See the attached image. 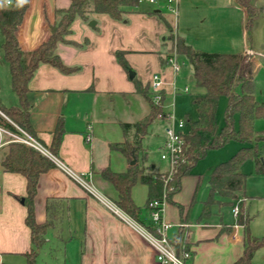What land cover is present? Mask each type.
<instances>
[{"label": "crops", "instance_id": "0c3cea01", "mask_svg": "<svg viewBox=\"0 0 264 264\" xmlns=\"http://www.w3.org/2000/svg\"><path fill=\"white\" fill-rule=\"evenodd\" d=\"M191 1L181 0L178 7H188ZM69 3L70 0H29L15 32L20 48L31 52L45 42L56 20V10L68 7ZM203 7H212L210 9L223 18L240 20L238 39L231 34L225 37V42H211L212 48L204 51L198 45L200 41L195 39L205 38L215 31H226L225 20L209 27H204L205 21L201 20L196 23L200 28L197 34H192L194 27L180 25L178 10H168L163 2L138 4L121 20L106 14H92L87 22L74 19L66 37L68 43L57 47L61 62L74 71L62 73L49 64H40L28 83L29 122L34 138L49 148L56 126L61 123L63 134L56 159L74 173L89 174V181L96 190L114 202L117 192L101 176L103 170L123 173L133 165V160L154 173L164 172L167 167V162L160 157L164 119L156 118L141 133L134 127L124 130L123 125H134L150 114L149 80L153 74H160L164 81L163 101L170 93L180 73V70L174 73L165 64L172 49L171 34L196 51L264 57L246 42L248 27L241 7L230 0H213ZM91 21L94 26H89ZM233 26L238 27L231 23ZM234 40H237V51L228 48ZM2 42L0 34V105L18 107L20 102L11 88ZM177 59L180 66L186 60L179 54ZM162 111L169 114L163 108ZM194 121L187 120L185 133L188 122ZM155 125L161 126V133L154 131ZM86 134L91 135L89 142L85 141ZM13 142L18 141L1 129L0 264H26L23 254L31 249L23 203L26 179L2 167ZM125 142L137 147L136 157L131 161L113 147ZM213 167L204 175L191 172L182 177L180 189L163 206V219L172 225L169 237L172 241L179 237L182 246L187 247L191 254L188 264H234L244 252V226L234 227L232 214L231 220L226 221L220 211L227 206L231 208L233 202L215 206L209 217L200 218L208 194V174ZM203 178L205 191L198 196ZM147 196V186L137 182L131 197L140 208V217L146 221L149 219ZM33 208L37 223L49 221L50 224L36 264H159L154 249L134 228L112 214L56 164L39 176ZM247 228L255 237L250 233L249 222ZM262 249L264 247L254 252L251 261ZM262 263L264 257L257 264Z\"/></svg>", "mask_w": 264, "mask_h": 264}, {"label": "trees", "instance_id": "16d2710c", "mask_svg": "<svg viewBox=\"0 0 264 264\" xmlns=\"http://www.w3.org/2000/svg\"><path fill=\"white\" fill-rule=\"evenodd\" d=\"M28 2L29 0H12L9 7L0 8L3 59L9 68L11 88L20 102L18 107L7 108L0 105V129L17 136H21L22 131L34 138L29 122L28 83L40 64H49L62 73L74 71L73 68L66 67L57 55L58 45L68 43L66 37L70 34L72 21L79 18L87 22L92 14H106L112 19L121 20L125 14L133 11L138 3L137 0H70L68 7L56 10V20L50 26L48 39L33 51L24 52L15 32ZM169 38L171 46L189 63L192 71L191 81L195 82L197 90L194 99L197 119L188 122L178 164L170 171L167 163L165 171L161 173L144 169L137 163L130 165L123 173H115L109 169L101 172V176L117 192L115 202L118 207L143 225L149 223V219L146 221L140 217V208L134 204L131 197V190L137 182L145 184L148 188L146 208L149 212L151 201H161L163 195L169 201L180 189L182 177L190 175L195 165L209 151L221 148L230 141H236L242 146L228 160L218 163L209 172L208 194L203 202L200 218L209 217L215 206L232 203L237 194L243 191L246 175L241 172V167L246 159L253 161L256 174L264 176V131L254 129V122L264 118V104L255 97L254 66L248 54L196 51L179 37L171 34ZM221 97H225L227 103L223 115L224 123L219 127L216 114ZM161 103L151 106V112L144 120L134 125L125 124L123 129L134 127L138 133L143 132L158 115L164 116ZM62 134V125L58 123L52 144L46 148L55 157ZM113 147L130 161L136 157L137 147L130 142ZM2 167L6 172L18 173L26 179V196L23 203L26 207L25 224L31 234V249L23 255L26 264H36L37 253L45 243V234L50 224L49 221L36 222L33 199L39 176L53 168L54 163L32 147L13 142L9 145V152L2 162ZM249 220L242 214L240 223L246 232L245 248L242 257L234 264H250L254 252L264 247V237L257 238L249 234ZM171 244L177 255L188 251L187 247L182 246L179 237L171 241Z\"/></svg>", "mask_w": 264, "mask_h": 264}, {"label": "rangeland", "instance_id": "374dc122", "mask_svg": "<svg viewBox=\"0 0 264 264\" xmlns=\"http://www.w3.org/2000/svg\"><path fill=\"white\" fill-rule=\"evenodd\" d=\"M228 1V0H227ZM243 9L244 19L247 30V44L249 47L256 49L264 55V0H230ZM213 2V0H192L188 7H178L179 23L187 28L194 27L192 34H197L199 26L197 22L201 20L204 22V27L217 22L225 20V28L223 32H213L212 35H206L205 38L195 39L198 42L200 49L209 50L212 48L211 42H225V37L233 34L234 39L240 35L241 27L240 20H233L223 18L217 11L208 7L204 8L203 4ZM181 3V0L179 4ZM145 5V4H140ZM231 23L238 25V27H231ZM222 25V24H221ZM251 26V27H250ZM209 27V26H208ZM227 33V34H226ZM238 39V38H237ZM218 40V41H216ZM219 41V42H220ZM237 40L230 42L228 48L237 51ZM216 45L213 43V46ZM176 53V49L172 47L169 54ZM254 66V82L256 86L255 97L260 103L264 104V57L248 55ZM180 59V57H179ZM176 77L175 82L171 87V91L164 98L162 108L169 112L174 120L186 119L194 121L196 119V107L194 99L196 96L195 82L189 80L192 76V71L189 63L184 60L181 65L180 73ZM185 87L188 91L185 92ZM226 98L221 97L217 106V124L219 127L223 126V115L226 107ZM157 118H160L159 116ZM235 126H237V118L235 117ZM254 129L256 131H264V118L257 119L254 122ZM154 131L161 133V126H154ZM25 132H22L24 134ZM27 134V133H25ZM29 135V134H27ZM30 136V135H29ZM32 137V136H31ZM242 144L236 141H230L223 147L209 151L206 156L200 160L192 173L195 175H204L215 164L228 160ZM241 172L246 175V182L242 192L237 194V198H245L246 201L242 203V214L245 218H250L249 229L250 233L257 237H264V176L258 175L254 171V164L251 159H246L241 167ZM205 178L199 188L198 196L205 191ZM234 202V201H233ZM226 221H230L231 208L224 207L220 210ZM264 257V249L258 251L251 264H257L260 259Z\"/></svg>", "mask_w": 264, "mask_h": 264}, {"label": "built area", "instance_id": "2783aa9c", "mask_svg": "<svg viewBox=\"0 0 264 264\" xmlns=\"http://www.w3.org/2000/svg\"><path fill=\"white\" fill-rule=\"evenodd\" d=\"M159 2H163L164 6L168 10L176 12L180 0H137L138 4L157 5ZM11 3L12 0H0V8L9 7ZM165 64L170 67L174 73H177L181 67L176 53L169 54L165 58ZM163 85L164 81L160 74H153L151 76L149 80V100L152 106H157L162 102ZM184 91L187 92L188 88L185 87ZM158 116L165 120V126L163 128L164 144L160 157L162 160L168 163L171 171L173 167L178 164L179 158L182 155L183 136L185 134L187 120L178 119L175 121L170 113L166 115L164 114V116ZM11 135L16 141L32 147L33 149L48 157L54 164L60 166L66 173L69 174L72 180L81 186L89 195L103 204L112 214L117 216L124 223L134 228L154 249L156 260L159 264H188V260L191 257L190 252L186 251L182 255H177L172 247V239L169 237V230L172 225L166 222L162 215L163 206L167 202L165 195H163L161 201L153 200L149 203V224H140L127 215L123 210H121L116 202L112 201L96 190V188L89 181V174H77L68 168H65V166L59 162L56 157L53 156L42 144H40L35 138L25 133L21 136L14 134ZM90 140L91 135L86 134L85 141L89 142ZM244 201V198H236L232 204L231 214L234 220V227L242 225L240 223L242 216L241 206Z\"/></svg>", "mask_w": 264, "mask_h": 264}, {"label": "water", "instance_id": "95a60500", "mask_svg": "<svg viewBox=\"0 0 264 264\" xmlns=\"http://www.w3.org/2000/svg\"><path fill=\"white\" fill-rule=\"evenodd\" d=\"M95 25V23H94V21H91L90 23H89V26H94ZM135 163V161L133 160L132 162H131V164H134Z\"/></svg>", "mask_w": 264, "mask_h": 264}]
</instances>
